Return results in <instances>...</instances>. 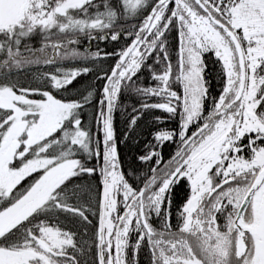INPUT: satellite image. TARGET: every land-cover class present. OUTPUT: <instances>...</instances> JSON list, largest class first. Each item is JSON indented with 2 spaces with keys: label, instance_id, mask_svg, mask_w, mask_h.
I'll return each mask as SVG.
<instances>
[{
  "label": "snow or ice",
  "instance_id": "6c2138e0",
  "mask_svg": "<svg viewBox=\"0 0 264 264\" xmlns=\"http://www.w3.org/2000/svg\"><path fill=\"white\" fill-rule=\"evenodd\" d=\"M142 256L264 264V0H0V264Z\"/></svg>",
  "mask_w": 264,
  "mask_h": 264
},
{
  "label": "trees",
  "instance_id": "16d2710c",
  "mask_svg": "<svg viewBox=\"0 0 264 264\" xmlns=\"http://www.w3.org/2000/svg\"><path fill=\"white\" fill-rule=\"evenodd\" d=\"M90 82V80L88 78H85L81 81V85H87L88 83ZM81 85H77V87H81ZM117 129L119 131V116H117ZM141 260H142V264H143V256L141 257Z\"/></svg>",
  "mask_w": 264,
  "mask_h": 264
}]
</instances>
